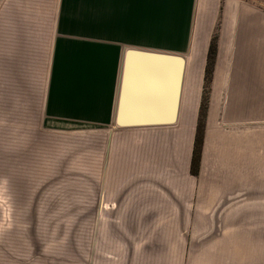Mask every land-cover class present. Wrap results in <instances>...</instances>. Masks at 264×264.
<instances>
[{
    "label": "crops",
    "instance_id": "obj_1",
    "mask_svg": "<svg viewBox=\"0 0 264 264\" xmlns=\"http://www.w3.org/2000/svg\"><path fill=\"white\" fill-rule=\"evenodd\" d=\"M130 52L184 59L174 124L117 125ZM35 95L41 118L30 126L47 135L45 148L30 150L28 174L76 176L61 188L92 191L78 206L91 238L79 229L77 264H260L264 133L254 117L264 110V0H0L2 177L20 174L21 102Z\"/></svg>",
    "mask_w": 264,
    "mask_h": 264
},
{
    "label": "rangeland",
    "instance_id": "obj_2",
    "mask_svg": "<svg viewBox=\"0 0 264 264\" xmlns=\"http://www.w3.org/2000/svg\"><path fill=\"white\" fill-rule=\"evenodd\" d=\"M222 24L220 19L215 31L218 36ZM30 99L25 101L22 97L21 102L25 111L21 112L20 174L6 169V174L0 176V264H77L79 229L82 232L84 226L85 235L91 238V222H87V218L84 225L82 220L80 222L78 214L83 209L78 206L91 204L92 191L61 188L60 183L76 186V176L68 175L63 182L54 183L48 181L54 177L28 174L30 150L45 148L42 142L47 135L43 129L30 126L41 118L39 97L35 95ZM247 114L253 118L252 113ZM257 115L263 134L264 110L255 113V119ZM25 123L28 126H23ZM84 182L91 186L87 178ZM259 259L260 264H264V239Z\"/></svg>",
    "mask_w": 264,
    "mask_h": 264
},
{
    "label": "water",
    "instance_id": "obj_3",
    "mask_svg": "<svg viewBox=\"0 0 264 264\" xmlns=\"http://www.w3.org/2000/svg\"><path fill=\"white\" fill-rule=\"evenodd\" d=\"M128 59L127 81L117 114V125L136 127L174 124L178 116L184 59L168 54L137 52H130ZM136 59L142 62H136ZM135 79L137 83L133 82ZM139 101L154 104H136Z\"/></svg>",
    "mask_w": 264,
    "mask_h": 264
},
{
    "label": "trees",
    "instance_id": "obj_4",
    "mask_svg": "<svg viewBox=\"0 0 264 264\" xmlns=\"http://www.w3.org/2000/svg\"><path fill=\"white\" fill-rule=\"evenodd\" d=\"M218 41H219V36L217 35V33H215L211 41L209 54H208V65H207V71H206V86L204 90L203 103H202L200 117H199L197 138H196L195 148H194V155H193V162H192V174L194 176H197L200 172L203 145H204V136H205V129H206L207 112H208L209 103H210V88H211V83H212L213 76H214L216 59L218 55Z\"/></svg>",
    "mask_w": 264,
    "mask_h": 264
}]
</instances>
